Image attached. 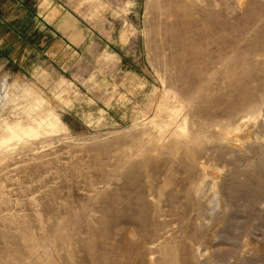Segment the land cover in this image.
Returning <instances> with one entry per match:
<instances>
[{
	"label": "rangeland",
	"instance_id": "374dc122",
	"mask_svg": "<svg viewBox=\"0 0 264 264\" xmlns=\"http://www.w3.org/2000/svg\"><path fill=\"white\" fill-rule=\"evenodd\" d=\"M34 1L0 0V264H264V0Z\"/></svg>",
	"mask_w": 264,
	"mask_h": 264
},
{
	"label": "crops",
	"instance_id": "0c3cea01",
	"mask_svg": "<svg viewBox=\"0 0 264 264\" xmlns=\"http://www.w3.org/2000/svg\"><path fill=\"white\" fill-rule=\"evenodd\" d=\"M10 1V0H9ZM13 4V2H11ZM33 5L36 7L37 15L43 16V19L47 25H51L59 16V9L63 6H53V0H35ZM51 7V8H50ZM60 15L64 17V13L62 12ZM79 31L75 30L73 36H78Z\"/></svg>",
	"mask_w": 264,
	"mask_h": 264
},
{
	"label": "bare ground",
	"instance_id": "6f19581e",
	"mask_svg": "<svg viewBox=\"0 0 264 264\" xmlns=\"http://www.w3.org/2000/svg\"><path fill=\"white\" fill-rule=\"evenodd\" d=\"M262 113V112H261ZM263 116V115H262ZM254 120V119H253ZM260 122H261V120H260ZM258 127H259V125H258ZM260 128H263L264 129V117H263V119H262V122L260 123ZM264 131V130H263Z\"/></svg>",
	"mask_w": 264,
	"mask_h": 264
}]
</instances>
